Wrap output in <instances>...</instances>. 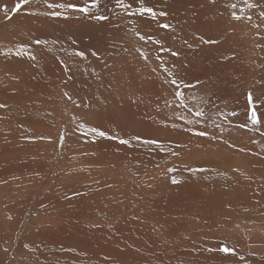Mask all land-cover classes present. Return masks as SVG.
<instances>
[{
	"label": "rangeland",
	"instance_id": "1",
	"mask_svg": "<svg viewBox=\"0 0 264 264\" xmlns=\"http://www.w3.org/2000/svg\"><path fill=\"white\" fill-rule=\"evenodd\" d=\"M17 2L0 0V5H7L8 16L14 17L10 21L0 10V22L7 20L14 31L8 37H0V54H5L13 63L23 65L19 67L13 64L15 67L12 65L0 71V80L6 81V84L0 82V89L3 85L11 84V81L14 83L9 90V99L0 98V103L7 105L0 109V211L4 216V226L0 228V258L4 260H0V264H192L193 261H196L193 264H218L220 257L224 260V253L215 250L214 253L207 248L216 249L222 243L232 247L235 241L216 237V230L206 232L207 229H215L211 221L210 225L200 228V233L196 230L193 240L192 218L177 226L183 239L187 238V246L191 241H197L191 243L188 249L179 240L167 242V246L164 244L168 238L176 237L172 232V222L180 224L179 211L189 206L187 201L174 203L166 196H169V192L176 196L185 193L193 200H199L207 191L193 186V176L204 175V171L190 172L188 169L208 168L207 176L212 178L216 173L218 181L226 179L224 174H230L229 167H226V148H233L236 157L239 154L243 157L240 149L245 151V148L239 145L243 141L250 146L251 157L240 164L242 170H260L264 165V158L259 160L253 154L254 151L264 154V125L259 130L250 123L247 128L239 126L245 122L247 91L255 89L257 95L264 91V42L261 44L264 26L257 28L252 23L233 20L230 15L232 9L226 5L236 3L235 11L240 15L252 14L255 24H262L258 19L260 9L254 12L247 9L244 0H215L214 3L212 0H181L182 3L168 0L172 7V15L168 19L175 25V32L159 31L156 35L158 39H165V47L180 53L178 57H172L168 52L157 51L158 46L151 42L145 44L139 40L129 30L132 25L128 22L117 30L111 22L90 20L83 16L64 19L36 15L34 13L48 11L46 5L37 0H31L21 11L12 13L11 9ZM211 7H214L213 10ZM221 13L234 25L222 27ZM205 14L206 18L200 20ZM216 18L218 23L213 24ZM260 34L263 37L257 42L255 37ZM201 36L205 39L211 37L219 43H203L199 39ZM36 39L45 43L37 45L34 43ZM187 39L191 40V43L188 42L191 48L185 43ZM21 44L24 45L25 54L17 55ZM137 49L147 53L149 59L145 60ZM93 50L98 51L100 60L91 55ZM75 51H84L86 58L76 56ZM32 56H35L34 60ZM157 56L162 60H158ZM157 63L161 67L159 70L155 67ZM173 66L183 68L181 75L187 81L195 84L199 78L206 83V91L199 90L197 95L214 101L216 106L209 105L203 123L186 124L164 106L165 98L172 99L171 89L163 83L166 78L164 67ZM217 66L221 67V75L211 73L219 70L215 69ZM153 69L156 71L153 72ZM132 73L138 75V81H131ZM59 85L62 88L65 85L68 94L72 92L71 100L59 93ZM46 86L47 89H44ZM233 110L238 113L237 116L230 115ZM183 115L189 120L196 119L188 112ZM144 119H150L149 124L146 125ZM163 122L169 125L175 123L177 127L166 128ZM205 125L209 137H197L182 131L183 127L199 129ZM89 126L99 127L109 136L124 139L136 134L156 137L166 149L174 150L182 157V152L189 153L190 161L183 165L174 162L177 155H171L170 151H159L154 145L149 148L136 141H132L130 146L120 145L117 140L101 138L89 132ZM216 139L225 141L223 147L214 142ZM177 143L182 147L177 148ZM137 150L152 160L164 155L167 161H173L170 168L165 166L166 172L159 170L158 175L164 176L162 183L154 182L153 178L137 182L133 177L135 172L130 170L131 174H128L123 170L124 163L117 170L122 173V184L119 185L104 176L106 171L97 180L85 181L84 176H79L80 173L87 176L90 172L99 174L106 161L116 169L119 164H115L117 161L112 158V152L124 154L121 162L126 160L131 163L138 159L140 168L146 159L138 158ZM98 156L108 158L103 160L105 163L101 167L96 165ZM155 162L153 160L152 164ZM107 167L112 169L108 164ZM217 168L220 170L213 172ZM130 175L133 180L128 183L127 176ZM25 178L26 183L23 182ZM173 179L179 183L173 184ZM86 182L89 187L84 189ZM106 188L114 189L113 193L117 195L122 192V196L126 191V196L115 206V214H110V209L104 207V210L94 211L93 216L89 213L81 220L76 218L83 203L90 201L88 199L110 196V190ZM5 190L9 192L5 193ZM259 196L251 194L250 199L257 201ZM158 197H162V202L153 208L148 198ZM122 207H126L125 213ZM166 207L169 208L165 210ZM163 214L166 215L164 219ZM55 219L59 220L61 226L58 223L49 226L48 221L54 222ZM122 224L129 227L128 231L123 230ZM39 228L44 231L37 230ZM263 228L261 226L264 234ZM245 229L250 233L255 231L253 224L246 225ZM33 230H37V233H32ZM122 231L128 234L121 235ZM205 241L212 243V246L207 247ZM249 243L244 241L243 244L249 247ZM187 251L192 252L190 258L186 257L188 262L186 258H180ZM201 251L206 258L196 255ZM257 256L261 259L243 258L239 264H263L262 247Z\"/></svg>",
	"mask_w": 264,
	"mask_h": 264
},
{
	"label": "bare ground",
	"instance_id": "2",
	"mask_svg": "<svg viewBox=\"0 0 264 264\" xmlns=\"http://www.w3.org/2000/svg\"><path fill=\"white\" fill-rule=\"evenodd\" d=\"M218 2V1H217ZM182 3V2H181ZM202 4V3H201ZM218 7V6H217ZM172 8V7H171ZM212 8V7H211ZM214 8V7H213ZM212 8V10H213ZM189 10V9H188ZM217 10V9H216ZM220 10V9H219ZM21 11V10H20ZM19 12V11H18ZM177 12V11H176ZM215 12V11H213ZM181 14V13H180ZM219 15V12H218ZM182 16V15H181ZM188 17V13L187 16ZM218 17V16H217ZM219 17H222L223 19H221V23L223 24L222 27L225 28L226 25L231 26L234 25V22L232 23L231 21L228 20V18L224 17V14H220ZM14 18V17H13ZM10 18V21L13 19ZM181 18V17H180ZM179 18V19H180ZM206 18V14L200 18L204 19ZM185 20V18H184ZM7 21V20H6ZM6 21H2L0 22V37L4 38V37H8V34H14V31L11 30V27L8 25V23ZM65 21V20H64ZM72 21V20H71ZM186 21V20H185ZM183 22V21H182ZM67 23V22H66ZM213 24L218 23V19L216 18L215 20L212 21ZM129 25V24H127ZM190 27V26H189ZM198 28V27H197ZM235 28V27H234ZM237 30V28H236ZM239 31V30H238ZM244 31V30H243ZM260 31V30H259ZM180 33V32H179ZM236 33V32H235ZM222 36V34H221ZM184 37V36H182ZM215 37V36H214ZM219 37V36H218ZM263 34H260L259 36L255 37V40L258 42L259 38L260 40L262 39ZM167 38V37H166ZM211 39V37L209 38ZM223 39V38H222ZM214 40V39H213ZM191 43V40L187 39V42ZM238 41V40H237ZM264 40L261 42V44H263ZM188 43V44H190ZM229 43V42H228ZM198 47V46H197ZM2 59V60H1ZM210 59V58H209ZM8 58L5 57V54H0V71L2 69H7V68H11V66L13 64L18 65L19 67L23 66L22 63H13L11 60H9ZM100 60V59H99ZM208 62V61H207ZM24 63V62H23ZM202 63V62H201ZM200 63V64H201ZM155 64V63H154ZM158 64V63H157ZM205 63H202V65H204ZM225 64V63H224ZM7 65V66H4ZM135 65V64H134ZM156 65V64H155ZM14 66V65H13ZM105 66V65H104ZM111 66V65H110ZM221 66V65H220ZM217 66L215 69L218 71H211V73H216V74H220V70L221 67ZM15 67V66H14ZM98 67V66H97ZM155 67H158V70L161 68L159 66V64ZM13 68V67H12ZM92 68V67H91ZM110 68V67H109ZM124 68V67H123ZM15 69V68H14ZM104 70V69H103ZM111 70V69H109ZM17 71V70H16ZM118 71V70H117ZM116 71V72H117ZM126 71V70H125ZM132 71V69L130 70ZM7 72V70H6ZM11 72V71H10ZM14 72V71H12ZM101 72V71H100ZM129 72V71H127ZM96 73V72H95ZM105 73V72H104ZM102 74V73H101ZM106 74V73H105ZM116 74V73H115ZM127 74V73H126ZM14 75V73H13ZM117 75V74H116ZM192 75V74H191ZM213 75V74H212ZM17 76V75H16ZM77 76V75H76ZM128 76V75H127ZM193 76V75H192ZM242 76V75H241ZM204 77V76H203ZM222 77V76H221ZM5 78V77H4ZM17 78V77H16ZM100 78V77H99ZM104 78V77H103ZM110 78V77H109ZM117 78V77H116ZM218 78V77H215ZM242 78V77H241ZM11 80H13L12 78H10ZM190 79V78H189ZM203 79V78H202ZM208 79V78H207ZM106 80V79H105ZM117 80V79H116ZM115 80V81H116ZM195 80V79H194ZM15 81V80H14ZM127 81V80H126ZM131 81L132 82H136L138 81V75L135 73L131 74ZM193 81V79H192ZM210 81V80H208ZM207 81V82H208ZM1 83H5L6 81L4 79L0 80ZM12 83L7 85H3V87L0 89V98L6 100L9 99V93L13 87H14V83L13 81H11ZM18 82V80H17ZM120 82V81H119ZM247 82V81H246ZM19 83V82H18ZM62 83V82H61ZM71 83V82H70ZM44 84V83H43ZM120 84V83H119ZM57 85V84H56ZM66 85V84H65ZM65 85L62 88L60 85L61 90H58L60 94L64 95V91L66 92L67 90L65 89ZM68 85V84H67ZM247 85V84H246ZM250 85V84H249ZM54 86V85H53ZM89 86V85H86ZM48 86L44 87V89H47ZM55 87V86H54ZM242 87V86H241ZM247 87V86H246ZM250 87V86H249ZM8 88V89H7ZM247 89V88H246ZM245 89V90H246ZM251 89V88H250ZM91 90V89H89ZM240 90V89H239ZM244 90V89H243ZM31 91V90H30ZM57 91V90H56ZM69 91V90H68ZM155 91V89H154ZM206 91V90H205ZM44 92V91H43ZM138 92V91H137ZM151 92V91H150ZM158 92V91H157ZM242 92V90H241ZM101 93V92H100ZM240 93V92H239ZM41 94V93H40ZM44 94V93H43ZM59 94V97H60ZM132 94V93H130ZM151 94V93H150ZM72 96V92L71 94H69ZM138 95V94H137ZM153 95V94H152ZM33 96V95H32ZM41 96V95H40ZM99 96V95H98ZM108 96V95H107ZM140 96V95H139ZM42 97V96H41ZM44 97V95H43ZM63 97V96H62ZM81 97V96H80ZM45 98V97H44ZM43 98V99H44ZM46 99V98H45ZM48 100V99H47ZM152 101V100H151ZM78 102V101H77ZM146 102V101H145ZM144 103V100H143ZM147 104V103H146ZM134 105V104H133ZM143 105V104H142ZM144 106V105H143ZM73 107V106H71ZM145 107V106H144ZM147 107V106H146ZM137 108V107H136ZM138 109V108H137ZM146 109V108H144ZM17 110V109H16ZM149 111V110H148ZM160 111V110H159ZM169 111V110H168ZM154 112V111H153ZM138 113V112H137ZM158 113V112H157ZM148 114V113H147ZM135 115V114H134ZM143 115V114H142ZM133 118V117H132ZM147 118V117H145ZM241 118V117H240ZM20 119V118H19ZM154 119V118H153ZM145 120V119H144ZM20 121V120H19ZM150 121V119H149ZM149 121L145 120L144 123L147 125L149 124ZM6 122V121H5ZM157 122V120H156ZM44 123V122H43ZM43 123L41 125H43ZM152 123V122H151ZM155 123V122H154ZM143 124V123H142ZM145 125V127H146ZM6 126V124H5ZM8 126V125H7ZM4 127V126H3ZM42 127V126H41ZM162 128V127H161ZM9 129V128H8ZM28 129V128H27ZM163 129V128H162ZM46 133V132H45ZM23 134V133H22ZM42 134V133H41ZM44 134V133H43ZM161 134H163V130L161 131ZM174 134V133H173ZM173 136V135H172ZM179 137V136H178ZM220 137V136H218ZM193 138V136H192ZM221 138V137H220ZM219 139V138H218ZM227 139V138H226ZM174 141V140H173ZM247 141V140H246ZM215 143H219L222 144L221 146L223 147L225 141L223 140H214ZM247 143V142H246ZM173 144V143H172ZM202 144V143H200ZM28 145V144H27ZM209 145V144H208ZM238 145V144H237ZM240 146H243L245 148V151H241L242 152V156L240 157V154L237 155L238 157L235 156L234 154V150L233 148H226L228 155H227V160L226 162L228 164H226V167H229L230 170V174L228 171V173L224 174L225 178L224 180L218 181L217 180V174L215 173L214 177H210L207 176L206 171L207 169H204V175H200L198 177V174L196 176H193V186L195 188H200V189H204L206 190V194L201 197L199 200H193L188 194H180L179 196H176L177 194H174L172 192H169L168 195L166 196L169 200L173 201L174 203H178L180 201H187L189 203V206L185 209V210H180L179 211V219H180V224H177L176 222H172V226H173V230L172 232H174L176 234V237H170L167 239V241L164 243L166 244L167 242H171V241H182V245L183 243L185 244V247L190 246L191 243L197 242L196 240L191 241L189 243V245L187 246V238L183 239V236L180 234V232L177 230V226H182L183 224L187 223L191 218H192V225H191V238L192 240L195 239L194 238V234H196V230L197 232L200 233V228H203L204 226H208L211 223L214 225L215 229H207L206 232L216 230L215 234L216 237H224L225 241H235V245H232L233 248H235L236 250V255L233 256L231 254H228L227 256L224 254V260H222V258L220 257V261L218 264H239L240 259L243 258H247V260L251 259H261V257L257 256L260 250V247H262L263 251H264V234L261 230V226H264V165L261 166L259 169L260 170H256L255 168H249V169H244L242 170L241 165L243 164V162L245 163L244 159H249L251 157V152L249 151L251 148L250 146H248V144H245L244 141L242 143L239 144ZM25 146V145H24ZM171 146V145H170ZM197 146V145H196ZM9 147V146H8ZM237 147V146H236ZM235 147V148H236ZM197 148V147H196ZM238 149V148H237ZM240 149V148H239ZM27 150V149H26ZM25 150V151H26ZM29 150V149H28ZM216 151V150H215ZM11 152V151H10ZM15 152V151H14ZM30 152V151H29ZM112 152V151H111ZM16 153V152H15ZM18 153V152H17ZM32 153V152H31ZM235 153H237L235 151ZM25 154H27L25 152ZM182 154L184 155L182 157V155L179 153L176 157V159L174 160V162H179L181 165L187 163L190 161L189 158V153H184L182 152ZM238 154V153H237ZM253 154H255L254 156L257 157L259 160L261 158H264V154H256L255 151L253 152ZM192 155V153H191ZM113 159H116L117 163L115 164H119L117 166V168L115 169V167H113V165L109 164L107 161L105 163V159H108L107 157H101L98 156L96 158V162L98 164H96L97 166L102 165L103 163L106 164L105 167H102L103 169L100 171L99 170V174H97L96 172H90L89 175L87 176V174L85 173H80L79 176L86 178L85 181H89V180H97L99 179V177H102V175L104 174V171H106V174L104 175L105 177L107 176L111 181H113L114 184H116L118 182L122 184V173L117 170H120L122 166L121 163L125 164V167H123V170L128 173L131 174V171L135 172V174L133 175V177L135 178V180L138 181H144L145 179H149V178H153L154 182L156 183H162V177H160L161 175H158L159 170L162 169L163 172L165 171V166L170 168L171 166V162H173L172 160L167 161L164 157V155H162L160 158L157 159H153L154 161H156L154 164H152L153 160L150 158L146 157L145 153H141L138 152L137 150V157L138 158H144L146 159V163L138 168V159H136L135 161H131V163L127 162L126 160L124 162H121L122 160H124V154L123 153H119V152H112L111 154ZM11 159V158H10ZM101 159V160H100ZM194 160V159H193ZM93 161V160H92ZM166 161V162H165ZM249 161V160H248ZM102 162V163H101ZM112 163V162H111ZM114 163V162H113ZM112 163V164H113ZM248 163V162H247ZM253 163V162H252ZM108 166L112 167V169H109L107 167ZM254 164V163H253ZM180 165V166H181ZM252 165V164H251ZM101 167V166H100ZM174 166H172L173 168ZM207 167V166H206ZM253 167V166H252ZM67 169V167H65ZM179 168V167H178ZM131 170V171H130ZM172 170V169H171ZM220 168L214 169L213 172H217L219 171ZM21 172V171H20ZM24 172V171H23ZM174 172V171H173ZM11 174V173H10ZM162 174V173H161ZM171 174V173H168ZM213 174V173H212ZM26 175V172H25ZM29 175V174H28ZM164 175V174H162ZM172 175V174H171ZM167 176V175H166ZM169 176V175H168ZM31 177V176H29ZM34 177V176H33ZM33 179V178H32ZM127 182H131L132 177L127 176ZM165 180V179H164ZM26 183V178L23 181ZM22 182V183H23ZM28 182V181H27ZM219 182V183H218ZM34 183V182H33ZM20 185V184H19ZM32 185V184H31ZM84 186L85 188L89 187V184L86 182ZM197 185V186H196ZM28 186V184H27ZM110 187V186H109ZM112 188V187H111ZM122 188V187H119ZM192 188V187H191ZM224 188V190H223ZM109 189V188H108ZM106 188V190H108ZM115 189V187H114ZM114 189H109L110 190V196L108 197H93L92 199H88L90 201H85L83 203V205L80 207L78 214L76 215V218L78 219H83L85 217V215L90 213V216H93V214L95 213L94 211L98 212L101 210H104L105 208L110 209V214H115L116 212V205L117 203H119L120 201H122V197L126 196V191L122 196V192L120 195H117L114 192ZM118 189V186H117ZM105 190V191H106ZM116 190V189H115ZM230 190V193H229ZM234 190V192H233ZM6 191V190H5ZM103 191V192H105ZM117 191H120L117 190ZM9 191H6L5 193H7ZM4 193V194H5ZM101 193V192H100ZM108 193V191H107ZM102 194V193H101ZM109 194V193H108ZM251 194H259L260 196L258 198H260L259 200H251ZM128 197V195H127ZM255 199V198H254ZM149 202L152 203L153 208L157 207V205L159 203L162 202V197H158L156 199H151L148 198ZM259 201L261 203H259ZM124 207H122L123 209ZM169 208L166 207L165 210ZM1 209V206H0ZM121 209V210H122ZM165 210L163 211V213L165 212ZM92 211V212H91ZM127 211L126 207L124 208L123 213H125ZM160 212H162V210H159ZM154 213H156V211H153ZM3 213L0 211V228H3L2 226H4L2 219L4 218V216L2 215ZM122 216V215H121ZM165 214H163L162 219L165 218ZM30 218V217H29ZM130 218V217H129ZM42 219V218H40ZM124 219V218H123ZM131 219V218H130ZM19 220V219H18ZM133 220V219H131ZM27 221V220H26ZM116 221V220H115ZM211 221V223H210ZM126 222V221H125ZM19 223V222H18ZM17 223V224H18ZM48 223H50L49 226H53L54 224L61 226V224H59V220L55 219L54 222L52 220L48 221ZM118 223V222H117ZM120 223V222H119ZM136 223V222H135ZM114 224V223H112ZM124 224V223H123ZM122 224V225H123ZM232 224V225H231ZM248 224H253L255 231H253L252 233H250L248 230H246V225ZM64 225V224H63ZM62 225V226H63ZM136 225V224H134ZM257 225V226H255ZM117 226V225H116ZM120 226V225H119ZM118 226V228H119ZM7 227V226H6ZM114 227V226H113ZM122 227V226H120ZM134 227V226H132ZM211 227V226H210ZM128 226L127 225H123V230L128 231ZM226 228V230H225ZM264 229V228H263ZM31 230V229H30ZM39 231H44L43 228H39L37 229ZM37 230L34 232L31 231L32 233H37ZM114 231V230H112ZM119 231V230H117ZM219 231V232H218ZM125 231H122L121 235H127L126 233H124ZM42 233V232H41ZM113 233V232H112ZM118 233V232H117ZM116 233V234H117ZM115 234V235H116ZM120 234V233H119ZM213 234V233H212ZM214 234V235H215ZM1 235V233H0ZM91 237L95 238V235H92ZM211 237V236H210ZM179 238V239H178ZM207 238V237H206ZM244 241L247 243V241H249L250 245L249 247L244 245L243 243ZM206 242V241H205ZM213 242V241H212ZM204 243V242H203ZM252 243H254L255 245H252ZM173 244V243H170ZM234 244V243H233ZM243 244V245H242ZM179 245V244H177ZM205 245L208 247L212 246V243L210 242H206ZM214 245V244H213ZM167 246V244H166ZM193 246V245H192ZM217 243H216V247H217ZM164 247V246H163ZM170 247V246H169ZM173 248H175L172 245ZM219 247V246H218ZM165 248V247H164ZM171 248V249H173ZM190 248V247H189ZM212 248V247H211ZM170 249V248H169ZM193 249V248H192ZM205 249V248H204ZM208 249V248H207ZM213 249V248H212ZM166 250V248H165ZM207 251V250H206ZM249 251V252H248ZM251 251V252H250ZM181 252V251H180ZM179 252V253H180ZM204 252V251H203ZM174 253L176 254V252L174 251ZM178 253V254H179ZM192 253V252H191ZM191 253L185 252L184 255H180V258L182 259L184 257V259L186 257H191ZM215 253V251H214ZM218 253V251H217ZM213 254V253H212ZM168 255V253H167ZM196 255L200 258H204L206 256V254H203L201 251V254H197ZM254 255V256H253ZM260 255V254H259ZM6 256V255H4ZM8 256V253H7ZM169 256H171L169 254ZM196 256V257H197ZM173 257V255H172ZM178 258V259H180ZM206 258V257H205ZM7 259V258H6ZM84 259V258H83ZM264 259V258H263ZM262 259V260H263ZM1 261L4 260V258H0ZM187 262L189 259H187ZM250 260V261H251ZM25 261V260H24ZM172 261V260H171ZM184 261V260H183ZM201 261V260H200ZM255 261V260H254ZM253 261V262H254ZM196 261H193V263ZM199 262V261H197ZM204 262V261H203ZM212 262V260H211ZM192 263V264H193ZM251 263V262H250ZM262 263L264 264V260L262 261ZM20 264V263H19ZM21 264H24L23 262H21ZM201 264V262H200ZM207 264V262L205 263ZM252 264V263H251ZM254 264V263H253Z\"/></svg>",
	"mask_w": 264,
	"mask_h": 264
},
{
	"label": "snow or ice",
	"instance_id": "3",
	"mask_svg": "<svg viewBox=\"0 0 264 264\" xmlns=\"http://www.w3.org/2000/svg\"><path fill=\"white\" fill-rule=\"evenodd\" d=\"M30 2L31 0H18V2L15 3V6L11 9V12L16 13L20 11L25 5L30 4ZM37 2H42L46 5L48 11L44 13H34L36 15L63 17L64 19H70L73 17L79 18L83 16L90 20L111 22L117 30H120L123 27L124 22H128L132 25L129 30L133 31L139 40L144 41L145 44L151 42L158 46L157 51L168 52L172 57H178L180 55L178 51H174L171 47H165V39H158L156 35L159 31L175 32V25H173L168 19L172 15L171 4L168 0H37ZM172 2L180 3L181 0H172ZM212 2L214 3L215 0H212ZM244 4L247 9L252 10L253 12L256 9H260L258 19L262 24H255L252 14H238L237 11H235L237 9L236 3H232L230 6L226 5V7L232 9L230 13L231 18L235 21L243 20L252 23L257 28L264 26V2H262V0H244ZM0 10H3L6 18H11L8 16L9 9L6 4L0 5ZM241 11H243V9H241ZM199 39L206 44L219 43L218 40L205 39L203 36L199 37ZM34 43L40 45L45 43V41L36 39ZM73 43H75V41ZM185 43H188L187 40H185ZM188 47L191 48L192 45L188 44ZM137 51L141 53L145 60L149 59L148 54L142 49H137ZM16 54H25L23 44L18 48ZM74 54L78 57L86 58V53L84 51H75ZM91 55L99 59L98 51L93 50ZM31 58L34 60L35 56H32ZM156 58L162 60V57L160 56H157ZM182 70L183 68L177 69L176 66H173L172 68L164 67L166 78L163 80V83L171 89L170 96L172 97V99H164V106L171 109L173 115H178L179 119L184 120L186 124H201L207 118L206 109L209 105L216 106L215 102L205 99L204 96H198L197 91L206 90V83L199 78H197L195 84L187 81L185 77L181 75ZM155 71L156 69H153V72ZM64 96L69 100L72 99L71 95L67 92L64 93ZM5 107H7V105L0 103V109ZM157 110H159V105H157ZM177 110H179V112H177ZM184 112H188L196 117V119H187L183 115ZM230 115L234 117L237 116L238 113L233 110ZM248 123H250L256 130H259V128L264 125V91H261L259 95L256 94L255 89H249L247 91L245 122L239 126L247 128ZM163 126L166 128L177 127L175 123L169 125L167 122H163ZM217 127H219V125H217ZM88 130L98 137L117 140L120 145L130 146L132 141H136L149 148L154 145L159 151H170L171 155H178L176 151L166 149L164 143L156 137L136 134L129 139H124L118 136H109L106 131L101 130L99 127L89 126ZM182 131L197 137L210 136V133L207 131V125L199 129L183 127ZM212 138H215V136L212 135ZM232 146L234 147V145ZM176 147L180 148L182 145L177 143ZM240 150L243 151V149ZM188 171L196 172L204 170L189 168ZM172 183L178 184L179 181L173 179ZM207 250H215L224 253L226 256L228 254L233 256L237 254L235 248L226 243H222L216 249L209 248Z\"/></svg>",
	"mask_w": 264,
	"mask_h": 264
}]
</instances>
